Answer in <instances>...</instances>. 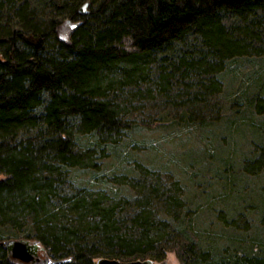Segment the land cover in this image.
<instances>
[{
  "label": "trees",
  "instance_id": "1",
  "mask_svg": "<svg viewBox=\"0 0 264 264\" xmlns=\"http://www.w3.org/2000/svg\"><path fill=\"white\" fill-rule=\"evenodd\" d=\"M84 1L50 0V8L59 6L57 15L81 18L66 42L55 19L45 24L39 18L44 7L33 0H0V226H29L23 237L38 240L59 260L48 264H96L102 257L158 262L170 249L178 264H264V253L217 254L182 236L174 225L182 207L175 189L143 182L144 196L128 207L132 215L124 221L117 216L123 207L103 195L85 199L69 175L73 167L93 166L80 135L93 132L94 146L130 125L118 96L127 85L137 89L131 95L141 92L153 52L195 35L176 62L169 56V71L162 63L156 83L165 90L171 82L198 78L201 91L187 98L192 105L215 93L210 72L218 57L241 54L245 36L257 38L251 26L233 31L223 13L247 20L264 12V0ZM86 2L91 8L83 14ZM254 101L264 108L258 97ZM248 165L263 168L264 153ZM8 238L0 235V264H16L4 246Z\"/></svg>",
  "mask_w": 264,
  "mask_h": 264
},
{
  "label": "rangeland",
  "instance_id": "2",
  "mask_svg": "<svg viewBox=\"0 0 264 264\" xmlns=\"http://www.w3.org/2000/svg\"><path fill=\"white\" fill-rule=\"evenodd\" d=\"M33 1L36 8H45L43 14L38 9L39 18L45 24L55 19L57 35L67 42L81 18L57 15L59 6L50 8V0ZM222 19L233 31L253 27L257 38L245 36L241 54L218 57L219 64L210 72L216 92L192 105L187 98L201 91L198 78L174 86L171 82L165 90L156 83L162 63L169 71V56L176 62L182 48L197 40L195 35H188L185 44L153 52L149 80L141 84V92L131 95L137 89L127 85L124 95L118 96L122 117L130 125L94 146L93 132L80 135V146L91 151L93 166L73 167L69 175L73 189L85 199L103 195L105 201L123 207L117 216L124 221L132 215L128 207L144 196L139 187L143 182L175 189L182 207L174 225L182 236L211 246L217 254L258 255L264 253V167L257 170L248 161L264 153V108L254 105L256 97L264 102V12L258 10L247 20L223 13ZM235 36L244 44L239 31ZM28 228L0 226V235L23 237ZM178 262L170 249L157 264Z\"/></svg>",
  "mask_w": 264,
  "mask_h": 264
},
{
  "label": "water",
  "instance_id": "3",
  "mask_svg": "<svg viewBox=\"0 0 264 264\" xmlns=\"http://www.w3.org/2000/svg\"><path fill=\"white\" fill-rule=\"evenodd\" d=\"M87 6V2L83 4L82 12ZM78 23H74L76 26ZM4 246L7 249L8 258L16 264H48L57 262L58 259H53L47 254L45 247L36 239L26 237L8 238L4 241ZM96 264H157L150 258L148 259H130L120 260L116 258L102 257L98 259Z\"/></svg>",
  "mask_w": 264,
  "mask_h": 264
},
{
  "label": "bare ground",
  "instance_id": "4",
  "mask_svg": "<svg viewBox=\"0 0 264 264\" xmlns=\"http://www.w3.org/2000/svg\"><path fill=\"white\" fill-rule=\"evenodd\" d=\"M87 5H88V3H87ZM82 7H83V6H82ZM82 9H83V8H81V10H80L81 13L85 14L86 12H88V11L82 12ZM77 25H78V24H77ZM77 25H76V26H77Z\"/></svg>",
  "mask_w": 264,
  "mask_h": 264
}]
</instances>
